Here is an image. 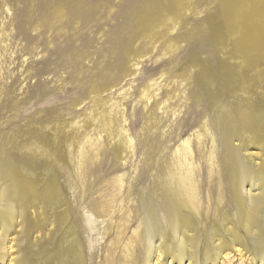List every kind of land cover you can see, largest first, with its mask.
Masks as SVG:
<instances>
[{
	"label": "bare ground",
	"instance_id": "6f19581e",
	"mask_svg": "<svg viewBox=\"0 0 264 264\" xmlns=\"http://www.w3.org/2000/svg\"><path fill=\"white\" fill-rule=\"evenodd\" d=\"M111 1L36 0L35 15L30 17L39 21L36 30L47 27L62 35L66 29H73L75 36L83 21L90 22L101 12L109 17L117 6L130 10L133 6L131 15L136 17L130 15L131 19L125 20L121 33L109 41L103 58L97 60L103 61L108 70L92 88L93 93H108L121 85L137 73L149 52L158 49L171 55L182 45L188 48L192 41H198L208 44L211 56L216 57L210 61L197 58L195 68L181 82H187L184 87L193 86L191 93L187 89L179 91L176 80H172L168 86L174 85L167 89L166 99L157 100L159 79L165 80L167 72L150 77L147 83L145 80L140 102L145 108L152 99L156 102L154 110L148 109L142 140L144 161L152 172L146 186L148 216L163 226L147 231L146 220L141 221L133 238L121 244L138 217L129 209L124 211L116 222L106 224L103 233L114 227L117 231L106 246L103 263L98 257L94 263L140 264L143 259L144 264H221V257L236 252L264 264V0H221L213 16L191 27L181 39L171 36L191 14L202 13V0ZM137 41L140 46L136 49L133 47ZM68 50V60L75 66L97 52L86 49L85 44H70ZM106 58L113 60L108 63ZM3 94L0 83V99ZM126 94L120 93V99H102L82 123L56 122L55 127L44 123L0 133V264L93 263L90 235L97 228L96 219L68 202L58 176L69 175L70 190L82 182L86 193L85 178L92 166L93 170L99 168L103 145L101 136L98 141L89 136L82 145L81 140L101 118L103 132L111 137L109 146L115 148L119 162L134 156L133 137L118 125L127 122L121 102ZM193 97L199 106L207 101L208 111L172 137L178 112L183 111L176 107ZM86 98L90 95L76 100L75 106L80 107ZM7 100L12 109L20 110L18 101L13 102L10 95ZM110 100L111 111L103 113ZM164 116L169 122L174 117L166 125L168 129L163 128ZM200 116L207 119L187 134ZM166 148L169 151L164 153ZM201 159L205 161L198 165ZM27 165L48 170L51 178L47 174L25 176L22 169ZM123 177H116L112 187L122 191ZM116 196L103 202L95 213L112 217L116 210L110 206ZM146 238L151 241L149 245ZM155 238L160 241L153 247ZM141 246L147 249L144 257L139 254Z\"/></svg>",
	"mask_w": 264,
	"mask_h": 264
},
{
	"label": "rangeland",
	"instance_id": "374dc122",
	"mask_svg": "<svg viewBox=\"0 0 264 264\" xmlns=\"http://www.w3.org/2000/svg\"><path fill=\"white\" fill-rule=\"evenodd\" d=\"M25 1L0 0V83L4 88V94L0 99V133L8 132L12 128H33L44 123L49 124L51 127H55L56 122H62L66 125L77 121L82 123L84 118L95 109L102 99H120V93H127V98L121 100L125 108V117L123 118H127V122L123 123L121 121L118 125L125 127L133 137L135 142L134 156L130 159L127 157V159L119 162V159L116 158L115 148L111 150L109 146L111 137H108V132H103V119L101 118L100 121L95 122L94 127L87 136H83L81 140L82 145L89 136L94 141H98L97 138L101 136L100 143L103 145L99 168L93 170L94 166H92V169L88 170L89 176L85 178L88 182L86 193H84L85 187H83L82 182L78 184L79 187L70 190L72 181L69 175L66 173L65 176H58V181L64 189V195L68 202L78 206L81 211L94 215V219H96L94 224L97 228L90 235L93 239L92 264H95L96 257H98V262L103 263L106 246L112 241L111 239L117 231V227H114L111 232L103 233L105 232V226H107L108 221L116 222V218H119V215L124 211L129 209L132 215H138V217L135 218L136 223L134 220L133 224H135L127 231L125 241H122L121 244L133 238L134 230L139 227L141 221L146 220L147 231L148 229L153 231L157 227L162 228L163 226L162 223L158 222V219L151 220L148 216L150 203L148 200L149 189L146 186L150 183L152 172L144 161L146 149L142 145V140L148 114L156 108V102L152 99L149 102V107L145 108L144 104L140 102L141 90L150 77L157 78L162 71H166V79H159L161 89L157 91L159 93L157 100L164 98L167 89L172 88L174 83L168 86V83L172 80H176V88L179 91L187 89V92L190 91L191 93L193 86L184 87L187 82L182 84L181 82L188 77L190 70L195 68L197 58L210 61L216 56L215 54L211 56L212 53L208 44L201 45L198 41H192L188 48L182 45L180 49L171 55L165 54L163 49H158L149 52L142 59L137 73L128 76L122 81L121 85L108 93H93L92 88L98 85L97 83L103 77V72L108 70H105L103 61L97 60L103 58L105 50L110 45L109 41L121 33L122 24L125 20L131 19L133 6L131 10L123 6H117L109 17H107L108 13L103 16L101 12L92 21H83L80 31L74 36L75 30L73 29H66L62 35L58 34L57 31L49 30L47 27L36 30L35 27L39 21L36 17L32 20L30 18L35 15L34 3L36 0ZM118 1L120 0H115V4ZM121 2H124V0H121ZM165 4L167 5V2ZM135 6L137 5L135 4ZM220 7L221 0H202L199 6V11L202 13L199 16H195L194 13L191 14L171 37L176 36L181 39L191 27L204 22L206 17L213 16ZM104 9H102L103 12ZM100 15H102V18H100ZM134 16L136 17V15H133L132 19H134ZM23 27L24 29H21ZM141 30L142 28L139 29V31ZM146 40L144 39V41ZM70 44L76 47H82L85 44L86 49L97 52L91 58L82 60L79 66H75L68 60L71 56V52L68 50ZM139 46V41H137L133 48L137 49ZM106 60L109 63L113 59L106 58ZM90 67L94 68L91 69ZM8 95H10L13 102L18 101L21 107L18 112L10 106L7 100ZM85 95H90V98H86L80 107L75 106V101L82 99ZM194 99L195 97L187 103L181 102V105L176 107L183 111L178 112L179 117L174 122L172 137H176L177 132L182 128L191 125L200 113L208 111L207 101H203V104L199 106ZM113 100H110L104 106L103 113L111 111L113 106L110 104ZM116 112L121 115L119 108L116 109ZM123 118L120 117V119ZM173 119L171 118L170 122ZM205 119L207 117L202 118L200 116L198 122L192 128L190 127L187 134L191 135L195 127H199ZM170 122L164 116L163 123L165 125L163 128L168 129L166 125ZM1 123H4V125H1ZM113 132L116 133V130ZM174 142L172 141V145ZM180 143L181 140L173 149ZM168 151L169 149L166 148L164 153ZM204 161V159L198 160V165ZM122 163L124 164L123 167L120 166L123 165ZM22 172L25 176L38 178L47 174L51 178L48 170L42 171L36 166L27 165L22 169ZM119 175L124 176L125 181L122 191L120 188L112 187V182ZM207 181L208 177H206L205 183ZM130 186H132V190H130ZM80 187H83V189L80 190ZM114 194H117L116 200L112 203L113 207L110 206L111 210H116L112 214L114 220H111L112 217H109V219L99 217L95 210L101 209V204L108 201ZM86 237H89L88 233ZM156 240L157 238L152 240L153 247L160 241ZM150 242V239L146 238L147 245ZM175 243L173 242V244ZM10 251H14V249ZM146 251L147 249L141 246L139 248L140 256L144 257ZM14 263L15 261L11 264ZM219 263L257 264L253 259H248L247 256L241 257L236 252H232L228 257H221ZM140 264H144L143 259Z\"/></svg>",
	"mask_w": 264,
	"mask_h": 264
}]
</instances>
